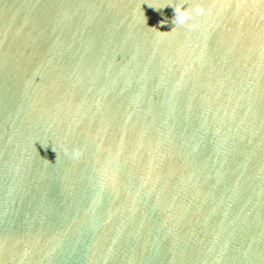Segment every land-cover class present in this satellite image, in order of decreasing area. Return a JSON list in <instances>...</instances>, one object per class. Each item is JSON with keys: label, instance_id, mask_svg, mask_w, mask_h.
I'll return each instance as SVG.
<instances>
[{"label": "water", "instance_id": "obj_1", "mask_svg": "<svg viewBox=\"0 0 264 264\" xmlns=\"http://www.w3.org/2000/svg\"><path fill=\"white\" fill-rule=\"evenodd\" d=\"M0 264H264V0H0Z\"/></svg>", "mask_w": 264, "mask_h": 264}, {"label": "clouds", "instance_id": "obj_2", "mask_svg": "<svg viewBox=\"0 0 264 264\" xmlns=\"http://www.w3.org/2000/svg\"><path fill=\"white\" fill-rule=\"evenodd\" d=\"M164 6L165 4L163 5V7ZM172 7L175 13L174 19H173V23L175 27L176 26H180V27L191 26V22L193 21L195 17L201 16L204 14V9L200 7L187 6L186 8H182L181 4L177 6H173L172 4Z\"/></svg>", "mask_w": 264, "mask_h": 264}]
</instances>
